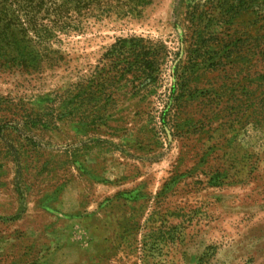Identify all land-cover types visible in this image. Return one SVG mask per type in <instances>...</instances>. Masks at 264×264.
I'll list each match as a JSON object with an SVG mask.
<instances>
[{"label": "rangeland", "instance_id": "obj_1", "mask_svg": "<svg viewBox=\"0 0 264 264\" xmlns=\"http://www.w3.org/2000/svg\"><path fill=\"white\" fill-rule=\"evenodd\" d=\"M17 39L0 264H264V0H109Z\"/></svg>", "mask_w": 264, "mask_h": 264}, {"label": "trees", "instance_id": "obj_2", "mask_svg": "<svg viewBox=\"0 0 264 264\" xmlns=\"http://www.w3.org/2000/svg\"><path fill=\"white\" fill-rule=\"evenodd\" d=\"M109 0H0V37L7 41L3 46L21 52L17 34L46 37L61 30L72 12L81 11ZM165 48V46H163ZM19 61L29 66L26 56L19 53ZM154 60V59H152ZM151 60L145 59L143 66L151 67Z\"/></svg>", "mask_w": 264, "mask_h": 264}, {"label": "crops", "instance_id": "obj_3", "mask_svg": "<svg viewBox=\"0 0 264 264\" xmlns=\"http://www.w3.org/2000/svg\"><path fill=\"white\" fill-rule=\"evenodd\" d=\"M132 211H136L137 213L133 216V220L139 221V223H137L138 225H140L138 230H131V234H130V238L133 240H138V241H144L145 239L147 240V236L149 235L148 232H152V230H147V226H141L142 222L145 220V216L146 213H142V210H132ZM136 224V225H137ZM159 225L156 224L155 228L156 230L158 229ZM120 226L119 225H108V239H109V245H110V249H112V256L111 259L116 260L119 255L121 254L120 248H119V240H121V235L119 233H121L122 231L119 229ZM150 228H153V226H150Z\"/></svg>", "mask_w": 264, "mask_h": 264}]
</instances>
